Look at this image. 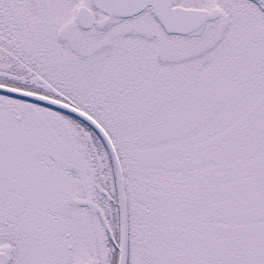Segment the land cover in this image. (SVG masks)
I'll use <instances>...</instances> for the list:
<instances>
[{
	"label": "snow or ice",
	"instance_id": "6c2138e0",
	"mask_svg": "<svg viewBox=\"0 0 264 264\" xmlns=\"http://www.w3.org/2000/svg\"><path fill=\"white\" fill-rule=\"evenodd\" d=\"M0 264H264V0H0Z\"/></svg>",
	"mask_w": 264,
	"mask_h": 264
}]
</instances>
